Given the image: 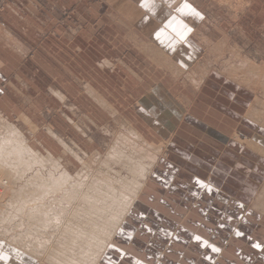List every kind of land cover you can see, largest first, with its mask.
<instances>
[{
    "label": "rangeland",
    "instance_id": "rangeland-1",
    "mask_svg": "<svg viewBox=\"0 0 264 264\" xmlns=\"http://www.w3.org/2000/svg\"><path fill=\"white\" fill-rule=\"evenodd\" d=\"M184 3L202 18L182 14L179 9ZM180 24L191 29L183 38L174 31ZM164 58L167 64L160 61ZM172 104L179 120L165 127L163 107L172 111ZM8 128L21 134L43 161L21 174L18 171L21 180L13 183L11 175L10 179L7 174L0 176V202L13 199L15 188L29 190L27 178L36 175L43 182L57 175L47 160L51 157L83 183L81 190H88V198L104 195L94 203L87 198V203L79 201L61 212L62 221L53 229L59 232L53 238L59 234L60 242V226L66 222L72 227L69 243L81 239L80 246L85 247L94 221L109 217L113 194L143 182L135 171L140 166L152 168L157 148L161 151L156 154L157 164L133 214L111 244L118 242L121 249L102 264H127L121 260L125 256L141 258V251L130 241L136 239L140 245L148 240L141 228H156L154 210L168 215L169 207L163 202L174 201L177 178L187 183L195 178L250 210L243 222L241 216L236 222L240 235L238 230L222 231L223 235L198 230L213 242L227 235L233 238L232 245L222 241L213 247H176L181 253L197 254L199 263L212 254H224L230 260L253 256L264 264V0H0V140L9 136ZM129 129L147 144L135 142ZM75 186L73 181L65 187ZM102 207L105 212L100 211ZM140 207L142 221L136 216ZM178 208L175 220L181 223L190 210L184 214L187 206L178 204ZM21 218L27 220L20 216L3 224L14 232L0 231V264H18L21 254L28 255L8 241L20 232L13 225ZM166 234L172 237L173 231L167 229ZM182 236L189 238L186 232ZM60 242L51 246L57 249ZM165 248L152 246L155 252L150 254L158 257ZM11 250L18 251L17 257L10 255ZM31 257L27 264H41L39 258Z\"/></svg>",
    "mask_w": 264,
    "mask_h": 264
},
{
    "label": "bare ground",
    "instance_id": "bare-ground-1",
    "mask_svg": "<svg viewBox=\"0 0 264 264\" xmlns=\"http://www.w3.org/2000/svg\"><path fill=\"white\" fill-rule=\"evenodd\" d=\"M145 49L147 50V48H145ZM160 61L162 62V64L168 63L166 58H164L163 60L160 59ZM235 65H237V64H235ZM4 129H6V128L4 127ZM8 129H9L8 130L9 136H7V138H5L4 140H0V176L7 174L8 179H10V175H11V180H12L11 183H13L16 178L21 180L20 174L23 173L24 171H26L28 168H30L34 163L42 162L43 160L40 159V157L37 156L38 154H35L26 145L21 134L16 133V130H14V129H11V128H8ZM129 132H130L132 139L135 142H137V143L143 142L144 143V141H145L144 138H142V136L138 132H136L134 129H129ZM4 133H6V132H4ZM12 135H13V137H12ZM118 138H119V136H118ZM2 139H3V137H2ZM117 142H119V141H117ZM145 144H147L146 141H145L144 145ZM120 146H122V145H120ZM153 147H151V149ZM140 150H142V149H140ZM154 151L155 152L158 151L157 152L158 155L161 153L160 149L157 150V148ZM157 153H155V155H154L155 157H153V159L151 158L152 159V161H151L152 168H153L154 164H157V158H158V156L156 155ZM7 156H8V159H7ZM120 157L124 158L122 156H119V158ZM106 158H108V157H106ZM111 159H112V156H111ZM47 160L50 162L51 166L54 167L56 172H58L57 175L51 174L52 176L49 177V179L48 178L43 179V182L39 181L40 177H38L36 175L34 176V178L33 177L27 178L28 179L27 182H29L28 183L29 184V190H27V187H25L26 189L24 188L27 191L23 190L22 186L20 187V188H22L21 190L18 188H15V190L13 191L12 189L8 188V189L12 190L11 192H13V194H12L13 196L10 195L11 197H13V199L8 198L10 200L6 199V201L0 202V206H1L0 207V231L9 232L10 229L7 230V228H8L7 226L10 224V222H12L15 218H18L20 216H22L24 218L26 217L27 220H25V221H23L22 218L19 221H17L16 225L18 227H16V225H13V226H15V228H20V230L18 229L20 232L15 236L8 237V241L11 240L9 242H11V243L13 242V244L18 246L21 250H23V252L30 255L29 256L30 258H32L31 255L36 256V258L40 259L41 264H53L54 262H52V261H55V262L57 261V263H59V264L60 263H62V264H102L104 257L109 252L111 244L114 243L115 238L119 234L121 228L124 226V223L127 221V218L131 214V211L133 210V207L137 203V200H139V197L141 195V192H142L144 186L146 185L148 177L150 178L152 168L148 169L147 166H140L138 169H136L135 173L137 174L136 178L137 177L142 178L141 180H143V182H141L139 186H136L137 183H134L132 185L133 186L132 188H127V189H125V191L122 190V191H119V193L113 194V197L115 200H113L112 205L110 204V210H109L110 214L107 215L109 217L104 218V219L101 218L98 221H94L95 225L92 224V225H94V226H92V227H94L92 229V233L90 234V236H88L86 233V236H85V237H88L87 238L88 241L93 242V244H90L91 242L86 241V243L85 242L83 243L84 246L85 245L86 246L83 247L82 245L80 246V240L81 239L78 242L73 240V241H75L73 244L69 243L68 237H69V232L71 231V228H72V227L71 228L69 227V226H71L70 223L67 224L66 222H64L60 226L61 227L60 231L62 232V234L60 233V235H61L60 237L62 239L61 242L63 241L62 243L59 241L60 239L57 240L59 234L56 235V237L54 235V238H53V234L55 232H57V231L53 232L54 231L53 229H55L54 227L58 228V225H60L61 222H59V221H62V218H61V216H62L61 212L62 211H66V209H67V212H68L69 208H71L74 204L76 206L79 203V201L82 203H87L86 199L88 197H90V195L88 194V190H86V189L81 190L83 183H80V181L76 180L75 177H73L71 174H69L64 169V167L62 168L61 164H59L57 161H55L52 157L50 159H47ZM80 160H82V159L80 158ZM112 161H113V164H116V163H114V159ZM45 162H46V160H45ZM103 162H105V161H103ZM140 162H142V161H140ZM140 162H138V164ZM148 162H149V160H148ZM121 164H123V163H121ZM142 164H144V163H141V165ZM108 165H111V164L108 163ZM108 165H107V167H108ZM33 166H35V165H33ZM5 171H6V173H5ZM18 171L20 172L19 175H18ZM84 175L86 176V174H84ZM129 177H127V178H129ZM0 179H1V177H0ZM89 180H91V179H89ZM73 181L77 183V186H75L73 189L69 188V190H67V187H65V186L69 185V183L73 182ZM91 181H93V180H91ZM121 186H122V184H121ZM122 188L123 187H121V189ZM23 191H25L26 193L27 192H29V193L26 195L24 192V195H23V193H22ZM31 191H33V193ZM111 191L114 192L116 190L114 189ZM106 195H109V194L105 192L104 198H107ZM97 196L99 198H101L104 195L103 194L101 195V193L95 194V197L93 196V200H92V198L91 199L88 198V199L91 200L90 201L91 203H94V202L98 201V199L95 200V198H98ZM46 197L47 198L50 197V198L48 200H46ZM103 202H104V200H103ZM55 207H58V210H56L54 212ZM72 211L75 212V210H72ZM100 211L105 212V209L102 207ZM51 212H53V214ZM52 215H54V217H52ZM71 217H73V216H71ZM73 218L71 220L72 222L75 220V218H74V220H73ZM76 218H78V217H76ZM95 218H96V216H95ZM64 220H65V217H64ZM68 220H67V222H68ZM93 220H94V218H93ZM21 221L26 223V227L24 229H21L22 224L25 225ZM83 222L82 223L79 222L80 223L79 225H82ZM86 222H88V221L86 220ZM4 223L5 224L9 223V224L6 225V227H5V225H3ZM77 223H76V226H77ZM73 224H74V222H73ZM84 224H85V222H84ZM50 225L51 226L53 225L52 226L53 228ZM65 225L67 226V228H69V231L67 230V228H64ZM83 226L84 225H82V227ZM11 227L12 226H10V228ZM82 227H80V228H82ZM86 227H88V226H86ZM75 229H76V227H75ZM11 231L14 232V228L12 230H10V232ZM86 231H89V230H86ZM15 233H16V231H15ZM57 233H59V232H57ZM9 235H10V233L8 234V236ZM80 236L81 235H79V237ZM73 237H74V235H73ZM56 240L61 243V245H59V247L57 249H56V246H57ZM51 245H53V246L56 245V246L53 248ZM28 255H26L27 258H29ZM58 256L60 258H57Z\"/></svg>",
    "mask_w": 264,
    "mask_h": 264
},
{
    "label": "crops",
    "instance_id": "crops-1",
    "mask_svg": "<svg viewBox=\"0 0 264 264\" xmlns=\"http://www.w3.org/2000/svg\"><path fill=\"white\" fill-rule=\"evenodd\" d=\"M163 100L166 101V98L160 99V101ZM170 107L172 108V111L171 110L167 111L166 106L163 107L164 112L166 113L164 114V116L161 117V122L164 123L165 127L167 123L168 125H170V123H173L175 125L176 123H178L179 120V117L176 116V111H177L176 106L172 104L170 105ZM144 114H146V112ZM168 117L169 119L171 118L170 120L171 122L168 121ZM222 162L223 161H220L219 164L224 165L225 163L223 164ZM237 166H239V164H237ZM227 179L229 180L228 177ZM186 186H188V191H185ZM215 190L216 193H214ZM220 193H221L220 190L214 189V187H210L206 184L204 185L195 178L194 179L190 178L189 183H187L183 178L181 179L177 178L175 184L173 185L174 201L172 202V204L169 203L168 200H165L163 202L169 207L168 215L163 210L160 209L154 210V213L156 214L155 218L157 220L156 228L147 225H142L141 228L143 232L149 236L148 240L144 241L140 245L137 242H134L136 239H131L130 241V246L135 245L136 249L141 251L140 252L141 258H133V257L126 258L125 256V258H122L121 260L125 259L124 262L126 263L128 262L130 264H147L148 260L156 261L157 264H208L209 262H212L211 264H220V263L222 264V262L224 263L232 262L233 264H251V263L260 264L261 261L260 260L257 261L253 256L249 257V259H245V260L233 259L235 260L233 261L228 259L230 255H224V254H218V255L212 254L210 256H207V259H204L201 263H199L200 257H197V254L196 256H194L193 254H189V255L183 254L181 253V250L176 248V247H182V246L186 247L192 245L197 247L202 245L207 247H211V246L213 247V246H217L216 242H222V241L224 242V244L227 243V246L232 245L233 238L229 240V237H227V235H225V237H227L225 240H224L225 237H222L223 240L213 242L211 239L199 235L198 230H213V231L221 232L222 235L224 234V232L222 231L238 230L239 231L238 235L241 234L240 223H236V222H238L237 220H239L240 216L242 221L245 218V213H249L250 210L248 208L246 209V207H244L242 203L234 200L232 197ZM144 202L148 204V202L146 201ZM178 204H182L183 207L187 206V209L184 210L183 212L184 214L188 209L190 210L187 216L185 217V219L181 223H177V221L175 220L177 218L178 212H180L178 208ZM140 209H141V213H138L136 216H138L137 219L139 221H142L144 217H142L141 215H143L144 212L142 207H140ZM133 210L131 211L129 217L133 214ZM145 210H147V208ZM238 210L241 211L240 214H238ZM194 214L196 215V218ZM217 219L220 221H218ZM216 221H218L219 223H215ZM211 224L214 226L211 227ZM167 229L173 231L172 237L168 238L166 234ZM182 232L188 233L189 238L187 239L184 238L182 236ZM154 234H157V236H151ZM119 238H121V236H119ZM117 243L112 245L113 247L112 246L110 247L109 249L110 252L106 254V257L103 259L102 263L108 256L115 254L117 252V249H121L119 246H117ZM160 245L168 247L165 248L166 252H163L162 253L163 255L157 257L156 254H150V252H155L150 250L152 246L159 247ZM139 247L141 248L139 249ZM132 250L134 251V253H137L135 249L132 248ZM205 250H208V248H204V251ZM11 251L14 254L12 253L10 255L13 256V258L17 257L18 251H13V250ZM126 253L130 254L127 251ZM20 254L21 253H19V255ZM21 255L19 256L18 264H27L29 259L27 257H24L26 255L23 256ZM216 257L217 259L215 260Z\"/></svg>",
    "mask_w": 264,
    "mask_h": 264
},
{
    "label": "snow or ice",
    "instance_id": "snow-or-ice-1",
    "mask_svg": "<svg viewBox=\"0 0 264 264\" xmlns=\"http://www.w3.org/2000/svg\"><path fill=\"white\" fill-rule=\"evenodd\" d=\"M185 10H187V13L185 12ZM179 11L182 13V14H192V15H195L197 17H200V14L198 12H196L194 9L191 8V6L187 3H184L183 7L181 9H179ZM202 18V17H200ZM169 28L172 27V24H169L168 25ZM174 31H177L178 34L183 38V35L184 33H187V32H190L191 29L188 28L187 25H184V24H180L177 26L176 29H174ZM257 247H259V245H257ZM216 250V249H214Z\"/></svg>",
    "mask_w": 264,
    "mask_h": 264
}]
</instances>
